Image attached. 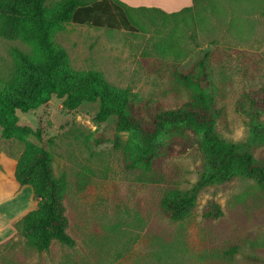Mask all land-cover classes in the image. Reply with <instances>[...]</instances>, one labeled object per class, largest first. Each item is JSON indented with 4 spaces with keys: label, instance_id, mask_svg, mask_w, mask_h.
Returning <instances> with one entry per match:
<instances>
[{
    "label": "rangeland",
    "instance_id": "1",
    "mask_svg": "<svg viewBox=\"0 0 264 264\" xmlns=\"http://www.w3.org/2000/svg\"><path fill=\"white\" fill-rule=\"evenodd\" d=\"M131 14L135 30L69 22L54 33L55 42L74 71L99 70L116 88H128L145 124L159 108L188 99L190 88L174 73L193 70L203 58L197 70L220 109L215 132L264 161V108L256 114L246 99L264 88V0H195L173 16L154 9ZM16 48L32 50L0 33L1 89L14 76ZM99 105L86 100L69 109L53 95L36 109L18 110V125L31 129L25 140L5 137L0 124V212L15 228L1 237L16 231L0 247L4 264H264V193L256 178L210 176L213 161L202 132L185 124L163 130L150 168L128 166L139 136L119 130L115 114L98 121ZM26 141L43 145L56 177L65 179L73 245L54 239L39 251L15 227L38 201L32 186L15 176ZM196 185L190 213L170 219L163 197ZM214 202L223 213L205 217L204 208Z\"/></svg>",
    "mask_w": 264,
    "mask_h": 264
},
{
    "label": "trees",
    "instance_id": "2",
    "mask_svg": "<svg viewBox=\"0 0 264 264\" xmlns=\"http://www.w3.org/2000/svg\"><path fill=\"white\" fill-rule=\"evenodd\" d=\"M193 6L166 12L159 7H133L122 0H0V33L7 38L22 39L32 47L31 52L20 48L14 50V76L5 88H0V124L4 136L25 140L31 129L18 125V110L36 109L53 95L63 98L69 109L86 100H99L95 116L98 121L115 114L119 130L139 136L134 147L135 156L128 166L138 164L150 168L158 155V137L163 130L167 125L185 124L202 132L206 151L213 161L210 176L229 179L235 173L243 172L256 178L264 193V161L255 158L248 147L226 142L215 132L220 109L205 86V74L197 70L203 68V58L193 70H176L174 73L177 80L190 88L188 99L173 109L159 108L152 123L145 124L138 119L139 109L130 98L128 88H116L99 70L74 71L67 51L54 39V33L63 30L69 22L135 30L132 9L160 10L173 16ZM247 97L249 110L259 114V108H264V88L253 91L252 95L248 93ZM15 176L20 184L31 185L33 195L38 199L37 206L16 222L18 232L29 238L39 251L48 249L54 239L73 245L74 238L67 231L69 219L63 197L65 179L56 177L49 151L43 145L26 141ZM199 188L196 185L166 194L161 201L165 214L172 220L187 216ZM222 213L216 202L203 210L207 218H217ZM2 246L7 245L3 243Z\"/></svg>",
    "mask_w": 264,
    "mask_h": 264
},
{
    "label": "crops",
    "instance_id": "3",
    "mask_svg": "<svg viewBox=\"0 0 264 264\" xmlns=\"http://www.w3.org/2000/svg\"><path fill=\"white\" fill-rule=\"evenodd\" d=\"M122 1L126 2L128 5L133 7H139V6L159 7L166 12L178 11L184 7L192 6L195 3V0H122ZM9 227H13V225L12 223H10V219L7 216V213L0 212V245L5 243L6 240L10 239V237L14 236V233L16 231H13V233L7 238L1 237L3 234H5L4 231ZM13 230H15L14 227ZM0 264H4V263L0 261Z\"/></svg>",
    "mask_w": 264,
    "mask_h": 264
}]
</instances>
